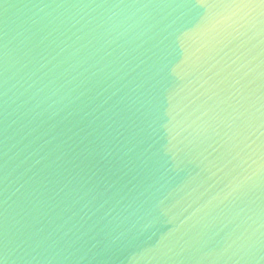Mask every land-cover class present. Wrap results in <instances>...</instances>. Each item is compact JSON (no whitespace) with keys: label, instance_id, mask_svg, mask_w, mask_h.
I'll use <instances>...</instances> for the list:
<instances>
[{"label":"water","instance_id":"95a60500","mask_svg":"<svg viewBox=\"0 0 264 264\" xmlns=\"http://www.w3.org/2000/svg\"><path fill=\"white\" fill-rule=\"evenodd\" d=\"M0 264H264L259 0H0Z\"/></svg>","mask_w":264,"mask_h":264},{"label":"snow or ice","instance_id":"6c2138e0","mask_svg":"<svg viewBox=\"0 0 264 264\" xmlns=\"http://www.w3.org/2000/svg\"><path fill=\"white\" fill-rule=\"evenodd\" d=\"M249 2L254 3L255 0H249ZM259 4H260V6L264 7V0H259Z\"/></svg>","mask_w":264,"mask_h":264}]
</instances>
